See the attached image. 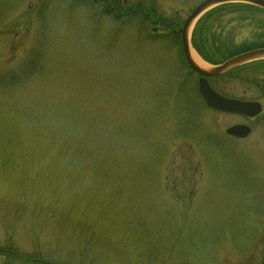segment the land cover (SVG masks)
Masks as SVG:
<instances>
[{
  "label": "rangeland",
  "instance_id": "obj_1",
  "mask_svg": "<svg viewBox=\"0 0 264 264\" xmlns=\"http://www.w3.org/2000/svg\"><path fill=\"white\" fill-rule=\"evenodd\" d=\"M104 1L129 17L0 0V264H263L264 120L207 108L171 31L135 9L181 26L204 0ZM204 23L233 47L264 37L253 9L193 36ZM263 81L210 85L253 101ZM237 124L252 134L229 139Z\"/></svg>",
  "mask_w": 264,
  "mask_h": 264
},
{
  "label": "water",
  "instance_id": "obj_2",
  "mask_svg": "<svg viewBox=\"0 0 264 264\" xmlns=\"http://www.w3.org/2000/svg\"><path fill=\"white\" fill-rule=\"evenodd\" d=\"M227 5H246L264 11V0H204L198 4L183 21L178 32L182 54L188 67L200 76L198 91L206 105L218 112L238 115L245 118H255L262 112L261 104L256 102H241L227 99L217 94L208 84V78L220 77L243 66L264 61V49L246 52L228 59L220 65L200 67L193 60L191 49V32L197 21L209 11ZM250 129L245 126H233L225 131V134L238 139H246L250 135ZM264 264V263H263Z\"/></svg>",
  "mask_w": 264,
  "mask_h": 264
},
{
  "label": "trees",
  "instance_id": "obj_3",
  "mask_svg": "<svg viewBox=\"0 0 264 264\" xmlns=\"http://www.w3.org/2000/svg\"><path fill=\"white\" fill-rule=\"evenodd\" d=\"M95 3H103L104 7L108 10H112V12H115V18L121 19L129 17L130 10H124V8H120V6L117 3H112V5L107 6L105 1L103 0H94ZM224 7H237V8H245V9H253L249 6L244 5H229ZM222 8V7H220ZM220 8H216L209 13H207L205 16H203L196 26L199 24V22L208 16H213L217 12H219ZM137 13L142 14L144 19H150L152 24H157L158 26L164 27L165 30H170L171 32H177L180 28V25L174 22H166L164 19H161L159 17H156L153 10H150L149 12H144V10L139 9V6H136L135 8ZM210 30V31H209ZM174 41V39H172ZM192 45L197 54L208 64L210 65H217L220 64L234 56L240 55L245 52H249L251 50L264 48V37L256 41L255 43L251 44H245L238 47H233L232 45H226L221 44L218 42V38L213 36V32L211 29L208 28V24L204 23L202 24L197 31H194V36L192 38ZM240 74H255V73H264V61L262 62H256L250 65H247L238 71ZM239 74V75H240ZM229 76V75H228ZM261 94L264 95V81L263 86H261ZM29 262V261H28Z\"/></svg>",
  "mask_w": 264,
  "mask_h": 264
},
{
  "label": "flooded vegetation",
  "instance_id": "obj_4",
  "mask_svg": "<svg viewBox=\"0 0 264 264\" xmlns=\"http://www.w3.org/2000/svg\"><path fill=\"white\" fill-rule=\"evenodd\" d=\"M157 28H159L158 26H157ZM156 32V34H157V31H155ZM171 34L173 35H171L172 37L170 38V40H172V39H174V41H175V44H174V46H176V48L178 49V51H180V58H181V62L183 63V65L185 66V67H187L186 65H185V63H184V61H183V57H182V54H181V50H180V41H179V37H180V35H179V33H177V32H171ZM158 35H159V33H158ZM167 35H170V33H167ZM260 49H264V48H260ZM256 50V49H255ZM189 72V71H188ZM190 73V75L192 76H195V77H197V81H198V79H199V76H197L195 73H193V72H189ZM240 72H235V73H233V74H231V75H229L231 78H235V77H239L240 75ZM228 77H226L225 79H227ZM219 79H222V77L221 78H219ZM218 80V79H217ZM209 81V84H210V80H208ZM243 83L245 84V86H246V88L247 89H250L251 90V84H252V81H250V80H247V81H243ZM261 90H262V88L260 87V86H256V88H255V92H256V97L257 98H255V100H253V101H245V100H239V99H234V98H232V97H226V96H224V95H222L221 93H219V92H217V91H215L217 94H219L220 96H223V97H226V98H229V99H233V100H238V101H241V102H257V103H259V104H261V107H262V112H261V114L258 116V117H256V118H253V119H249V118H245V117H241V116H237V117H239V118H242V119H244V120H247V121H249L250 123L251 122H253V121H258V120H260V119H263L264 120V95H262L261 94ZM202 100V99H201ZM237 125H244V124H237ZM251 129V128H250ZM251 134H252V129H251ZM250 134V135H251ZM229 139H231V140H234V141H240V140H237V139H235V138H231V137H228Z\"/></svg>",
  "mask_w": 264,
  "mask_h": 264
},
{
  "label": "bare ground",
  "instance_id": "obj_5",
  "mask_svg": "<svg viewBox=\"0 0 264 264\" xmlns=\"http://www.w3.org/2000/svg\"><path fill=\"white\" fill-rule=\"evenodd\" d=\"M193 60L195 61L196 64H198L200 67H204L203 64L201 63V61L193 55Z\"/></svg>",
  "mask_w": 264,
  "mask_h": 264
}]
</instances>
